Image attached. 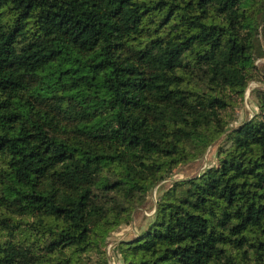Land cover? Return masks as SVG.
Instances as JSON below:
<instances>
[{"label":"trees","instance_id":"16d2710c","mask_svg":"<svg viewBox=\"0 0 264 264\" xmlns=\"http://www.w3.org/2000/svg\"><path fill=\"white\" fill-rule=\"evenodd\" d=\"M263 38L264 0H0V264H264Z\"/></svg>","mask_w":264,"mask_h":264},{"label":"rangeland","instance_id":"374dc122","mask_svg":"<svg viewBox=\"0 0 264 264\" xmlns=\"http://www.w3.org/2000/svg\"><path fill=\"white\" fill-rule=\"evenodd\" d=\"M263 46H264V38ZM259 74H255L254 78L250 80L245 92V97L241 105L235 108L234 117L230 125L232 127L238 126L244 120L252 117L257 111L256 91L260 88L264 89V58L255 60ZM224 139L221 135L216 139L205 151V153L198 159L190 160L182 163L174 172L170 179L160 182L152 190L147 193V200L139 205L133 214V222L130 225H122V229L114 231L111 238L107 241V250L110 249L114 242L121 239H130L137 235L139 228H143L146 222L153 216L157 201L162 197L165 190L171 185L172 180L188 179L196 177L207 167L214 165L217 161V149L219 143ZM114 249H112V252ZM111 252V251H110ZM116 253V252H114ZM116 255H114L115 257ZM117 259V260H116ZM116 264H121V260L116 256Z\"/></svg>","mask_w":264,"mask_h":264},{"label":"built area","instance_id":"2783aa9c","mask_svg":"<svg viewBox=\"0 0 264 264\" xmlns=\"http://www.w3.org/2000/svg\"><path fill=\"white\" fill-rule=\"evenodd\" d=\"M112 246L110 247L109 251L111 250ZM112 263H113V260H112Z\"/></svg>","mask_w":264,"mask_h":264},{"label":"water","instance_id":"95a60500","mask_svg":"<svg viewBox=\"0 0 264 264\" xmlns=\"http://www.w3.org/2000/svg\"><path fill=\"white\" fill-rule=\"evenodd\" d=\"M201 173V172H200Z\"/></svg>","mask_w":264,"mask_h":264}]
</instances>
